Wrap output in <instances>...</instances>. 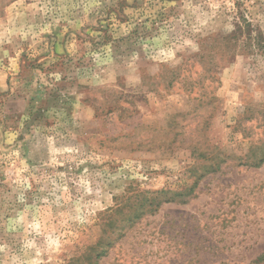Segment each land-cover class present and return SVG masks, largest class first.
Wrapping results in <instances>:
<instances>
[{"label": "rangeland", "instance_id": "374dc122", "mask_svg": "<svg viewBox=\"0 0 264 264\" xmlns=\"http://www.w3.org/2000/svg\"><path fill=\"white\" fill-rule=\"evenodd\" d=\"M263 159L264 0H0V264H264Z\"/></svg>", "mask_w": 264, "mask_h": 264}, {"label": "trees", "instance_id": "16d2710c", "mask_svg": "<svg viewBox=\"0 0 264 264\" xmlns=\"http://www.w3.org/2000/svg\"><path fill=\"white\" fill-rule=\"evenodd\" d=\"M103 38H108V35ZM261 162H264V159ZM131 190L134 191L128 197L125 195L122 198L116 199L117 207L115 211L112 209V211H114L113 213L109 210L110 212L108 211L106 214L107 217L102 223V231L104 233L103 239L101 238L98 243L91 248V251L95 250L98 252V257L106 256L114 244L125 236L126 231L143 216L155 213L162 205L167 203H184V200L179 199L181 194L176 191L164 189L156 192H136L134 188H131ZM129 202H131L130 205ZM125 208L130 209L131 212L124 215V219H120V217L117 218L118 214L121 215Z\"/></svg>", "mask_w": 264, "mask_h": 264}]
</instances>
